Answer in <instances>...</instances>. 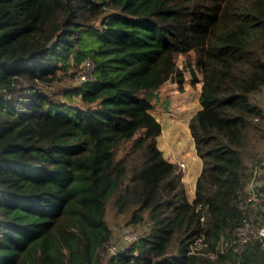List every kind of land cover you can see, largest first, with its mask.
I'll list each match as a JSON object with an SVG mask.
<instances>
[{"label": "trees", "instance_id": "1", "mask_svg": "<svg viewBox=\"0 0 264 264\" xmlns=\"http://www.w3.org/2000/svg\"><path fill=\"white\" fill-rule=\"evenodd\" d=\"M191 51L192 200L152 112ZM88 59L96 78L62 98ZM262 88L264 0H0V264H264L263 240L222 249L251 211ZM111 200L146 228L118 254Z\"/></svg>", "mask_w": 264, "mask_h": 264}, {"label": "rangeland", "instance_id": "2", "mask_svg": "<svg viewBox=\"0 0 264 264\" xmlns=\"http://www.w3.org/2000/svg\"><path fill=\"white\" fill-rule=\"evenodd\" d=\"M101 20L95 22V25H99ZM178 64L180 67L184 68L185 72V82L184 89L180 90L176 78L168 80L164 86L155 92L152 100L154 102L153 114L161 121L163 126V132L159 136V146L163 149L164 154L173 156L188 161L192 158L188 153L193 152L194 141L189 129V118L200 108L199 101V88L201 82L196 84L192 82V70L196 69L195 66V52L191 51L187 54H181L178 57ZM198 75H201L200 72L196 69ZM81 80L79 76H76L75 79H68L57 86L55 90L61 92V97L67 99L62 95L63 91L67 88L80 85ZM74 99L78 100V96H74ZM252 100L264 108V88L252 94ZM171 127V128H170ZM261 131L259 136L261 140L254 141L251 148L254 149V158L253 160L258 164V162L264 156V122L261 123ZM257 142V143H256ZM186 161V160H185ZM191 161V160H190ZM180 162V163H181ZM185 163V162H184ZM186 164V163H185ZM186 166V165H185ZM184 169V167H182ZM256 179H259L260 184H264V168L261 170L260 176ZM258 185V183H257ZM249 216L256 220V222L263 226L264 225V197H256L250 202ZM107 219L109 224L114 228L115 231V242L118 243L120 249H124L130 246V243L124 241L123 235L124 232L137 229L140 230L141 234L145 231L144 225H129L127 220L129 219V214L119 213L114 206L113 200L108 202L107 205ZM262 254H264V242L262 241ZM259 264V263H258Z\"/></svg>", "mask_w": 264, "mask_h": 264}, {"label": "built area", "instance_id": "3", "mask_svg": "<svg viewBox=\"0 0 264 264\" xmlns=\"http://www.w3.org/2000/svg\"><path fill=\"white\" fill-rule=\"evenodd\" d=\"M79 78L81 81H89L96 78L94 73V65L90 59L85 62L84 67L82 68ZM182 167H186L184 162L180 163ZM264 168V156L255 165V171L252 178V181L249 185L250 189V196L245 199L244 206L248 207L250 202L256 197L257 195V183L260 185V181L256 179L260 174L261 170ZM141 232L137 229H132L129 231L124 232L123 239L128 243H132L138 241L141 238ZM254 240H263L264 241V225H259L255 219L250 216H246L242 219L241 223L236 227L234 231V235L230 242H225L223 244L222 249H226L227 247H231L233 252L236 254H240L251 241ZM105 249L108 252L113 254H118L120 248L118 243L115 240H111L105 244ZM141 250L139 248L135 249L136 254H140Z\"/></svg>", "mask_w": 264, "mask_h": 264}, {"label": "crops", "instance_id": "4", "mask_svg": "<svg viewBox=\"0 0 264 264\" xmlns=\"http://www.w3.org/2000/svg\"><path fill=\"white\" fill-rule=\"evenodd\" d=\"M200 90H201V86L199 88V92H200ZM192 139H193V137H192ZM189 155L192 157V158H190L191 161L190 160L188 161L187 159H185L186 157L184 158V160L182 159V161H184L186 163V167L184 168L183 179L186 183L188 197L190 200H192L194 198V195H195L196 181H197V178L201 172L203 162H202V159L197 155V153L195 151V147L193 148L192 153L187 154V156H189ZM165 156L172 161H177L179 163L181 162L180 161L181 159L175 158L173 156H169L166 153H165Z\"/></svg>", "mask_w": 264, "mask_h": 264}, {"label": "water", "instance_id": "5", "mask_svg": "<svg viewBox=\"0 0 264 264\" xmlns=\"http://www.w3.org/2000/svg\"><path fill=\"white\" fill-rule=\"evenodd\" d=\"M54 44V42H51V45H53Z\"/></svg>", "mask_w": 264, "mask_h": 264}, {"label": "bare ground", "instance_id": "6", "mask_svg": "<svg viewBox=\"0 0 264 264\" xmlns=\"http://www.w3.org/2000/svg\"><path fill=\"white\" fill-rule=\"evenodd\" d=\"M171 128V127H170ZM196 147V146H195Z\"/></svg>", "mask_w": 264, "mask_h": 264}]
</instances>
